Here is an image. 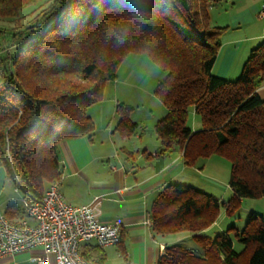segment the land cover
Wrapping results in <instances>:
<instances>
[{
	"label": "trees",
	"instance_id": "trees-1",
	"mask_svg": "<svg viewBox=\"0 0 264 264\" xmlns=\"http://www.w3.org/2000/svg\"><path fill=\"white\" fill-rule=\"evenodd\" d=\"M215 1L0 0L4 17L40 9L0 36V157L10 159L19 188L40 197L44 183L59 178L57 143L93 130L84 110L100 101L126 53L145 52L164 70L154 91L166 109L155 124L161 153L177 150L186 166L224 156L232 191L223 202L191 185H166L150 207L152 231L191 233L198 247L165 243L159 264H238L244 253V264H264V216L251 214L242 228L209 234L221 208L230 216L243 199L264 196V98L257 93L264 38L236 78L215 76L223 31L209 24L207 8ZM126 110L117 106L122 136L139 130ZM190 113L197 128L187 123Z\"/></svg>",
	"mask_w": 264,
	"mask_h": 264
},
{
	"label": "crops",
	"instance_id": "crops-1",
	"mask_svg": "<svg viewBox=\"0 0 264 264\" xmlns=\"http://www.w3.org/2000/svg\"><path fill=\"white\" fill-rule=\"evenodd\" d=\"M261 4L262 2L253 6V17L257 16ZM256 22L258 25L255 23L251 35L245 38L232 35L224 40L212 68L215 76L227 80L237 77L251 48L264 38V20L257 17ZM238 25L240 27L241 23L235 21L234 29ZM257 93L264 98V84L257 89ZM96 106L99 109L97 123L93 121L95 127L91 132L67 137L57 143L62 165L60 191L68 203H92L101 222L119 221L122 234L117 245L99 247L93 240L82 242L81 252L90 264H159L161 246L171 242L168 237L154 234L146 220L152 202L166 185L186 183L180 180L179 174L188 166L184 164L181 154L168 156L166 159L171 160L170 162L163 161L167 153H161V144L159 149L152 152L148 151L146 145L135 151L128 148L126 144L129 137L136 136L139 132L122 136L116 130L119 121L117 105L109 103L107 113L104 112L103 101ZM91 118L94 120L92 116ZM152 160L158 163L151 164ZM155 164L158 165L154 166ZM10 168L6 166V180L2 178L0 187L11 186L12 191L19 192L22 197L21 190L15 191L19 186ZM49 183H44L42 192ZM2 189L0 214L8 212L10 216L13 215V219L19 216L34 223L24 214L23 206L15 205L14 196L2 194ZM38 254H41L39 248L3 255L0 257V264H38L30 259ZM45 264L55 263L50 257Z\"/></svg>",
	"mask_w": 264,
	"mask_h": 264
},
{
	"label": "rangeland",
	"instance_id": "rangeland-1",
	"mask_svg": "<svg viewBox=\"0 0 264 264\" xmlns=\"http://www.w3.org/2000/svg\"><path fill=\"white\" fill-rule=\"evenodd\" d=\"M261 2L264 3V0H218L207 8L209 24L223 29L222 43L227 37L232 35L245 38L252 34L255 23H257V16L254 15L253 17L251 15L253 14L252 8ZM39 11V7L35 9L30 7L20 12L18 17L15 18L0 16V36H2L3 31L14 30L19 25L27 23L30 19L32 20ZM235 21L241 23V26L239 27L238 25L236 29H234ZM9 49L12 52L13 48L9 47ZM163 76L164 70L147 53L128 52L117 67L115 79L105 83L100 101L89 105L84 111L93 117V121L96 124L97 113L99 112L96 105L99 102L103 101L104 112L106 113L109 103L112 106L121 105L123 109L127 107L128 118L135 121L139 127L138 135L129 137L126 144L127 147L135 151L137 148L142 149L146 145L148 151L152 152L160 144L156 137L155 124L166 113L164 105L154 93L157 84ZM187 123L191 127L200 126L199 120L191 113L188 116ZM159 148H162V146ZM152 154L154 155V153ZM176 154L180 153L177 150H173L167 153L162 160L170 162L171 160L166 158ZM154 161L152 160L151 164L158 163ZM2 162L8 168L11 167L8 157L5 156L3 160L0 157V164L2 165L0 167V184H2V178L6 180L4 176L6 166ZM156 165L158 164L154 166ZM10 169L14 172L13 167ZM179 178L183 182H186V185H191L198 190L212 194L220 201L227 202L232 196V191L228 186L230 163L222 155L214 154L208 158L198 159L193 166L185 167V171L179 174ZM0 189L3 190H1L2 194L9 193L14 196V202L17 207L23 206L20 200V193H14L11 186L8 188L0 187ZM251 214L264 216V196L243 199L240 202L238 210L230 216H226L224 209L221 208L215 222L216 226L209 234L214 236L215 234H220V232H228V228L232 226L238 229L242 228ZM190 237L191 233L183 232L168 235V240L169 242L178 241L188 249L196 252V247L198 246ZM233 247L236 251H240L243 248L235 239H233ZM245 256L246 254L244 253L238 260V264H244Z\"/></svg>",
	"mask_w": 264,
	"mask_h": 264
},
{
	"label": "built area",
	"instance_id": "built-area-1",
	"mask_svg": "<svg viewBox=\"0 0 264 264\" xmlns=\"http://www.w3.org/2000/svg\"><path fill=\"white\" fill-rule=\"evenodd\" d=\"M257 17L264 20V3ZM18 190L22 192L24 214L34 223L24 217L11 220L0 214V257L39 248L41 254L30 258L38 264H45L50 257L55 264H90L81 252L82 242L93 240L99 247L119 243L121 223L101 222L92 203H68L60 191L59 178L50 181L40 197L15 188ZM146 223L151 226L149 215Z\"/></svg>",
	"mask_w": 264,
	"mask_h": 264
}]
</instances>
